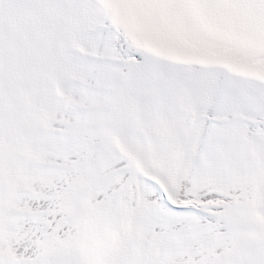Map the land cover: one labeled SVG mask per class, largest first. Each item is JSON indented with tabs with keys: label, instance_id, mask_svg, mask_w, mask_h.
Segmentation results:
<instances>
[{
	"label": "snow or ice",
	"instance_id": "obj_1",
	"mask_svg": "<svg viewBox=\"0 0 264 264\" xmlns=\"http://www.w3.org/2000/svg\"><path fill=\"white\" fill-rule=\"evenodd\" d=\"M0 264H264V0H0Z\"/></svg>",
	"mask_w": 264,
	"mask_h": 264
}]
</instances>
